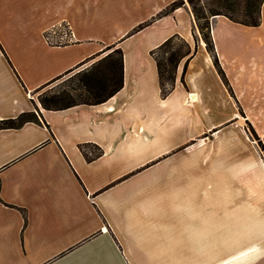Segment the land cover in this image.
I'll return each mask as SVG.
<instances>
[{"label": "crops", "instance_id": "obj_1", "mask_svg": "<svg viewBox=\"0 0 264 264\" xmlns=\"http://www.w3.org/2000/svg\"><path fill=\"white\" fill-rule=\"evenodd\" d=\"M174 1L0 0V121H40L0 130V264H264V203H232L245 126L264 142V3L257 27L211 19L225 81L188 5L131 34ZM61 23L73 42L50 45ZM174 35L193 56L162 97L151 51ZM109 47L123 52V86L108 100L35 101Z\"/></svg>", "mask_w": 264, "mask_h": 264}, {"label": "trees", "instance_id": "obj_2", "mask_svg": "<svg viewBox=\"0 0 264 264\" xmlns=\"http://www.w3.org/2000/svg\"><path fill=\"white\" fill-rule=\"evenodd\" d=\"M264 0H177L159 12L152 19L139 25L131 34H134L141 29L151 25L156 20L171 14L174 10L189 6L195 18V22L203 41L206 43V49L211 55L214 64L221 75L227 81L224 71L222 70L215 51V45L211 35V19L215 16H224L229 20L249 27H257L261 25V10ZM49 32L45 33L48 38ZM180 40L182 45L177 48L173 47V43ZM56 46H64L69 43L54 44ZM112 48V47H111ZM117 55V57H115ZM152 57L155 59L158 67L159 84L162 97H167L175 87V78L179 63L193 56L190 45L179 35H174L167 39L158 48L151 51ZM91 58L90 60L94 59ZM89 60V61H90ZM88 62V61H86ZM85 62V63H86ZM83 63V64H85ZM78 68V67H77ZM186 68V65L184 69ZM75 69L69 70L66 73L51 80L42 88L57 82ZM123 52L121 49H115L107 56L92 65L91 68L73 75L72 78H79V87L81 93L76 96L71 90L51 91V96H44L40 99L41 105L49 110H62L77 105H97L105 102L114 94H116L123 86ZM26 122L40 123L38 117L33 113H22L16 119H7L0 121L1 129L18 128ZM251 133L257 140L260 141L257 133L249 124ZM85 145L80 146L81 151L87 160L99 158L102 155V150L96 147V152L93 156L85 150Z\"/></svg>", "mask_w": 264, "mask_h": 264}, {"label": "rangeland", "instance_id": "obj_3", "mask_svg": "<svg viewBox=\"0 0 264 264\" xmlns=\"http://www.w3.org/2000/svg\"><path fill=\"white\" fill-rule=\"evenodd\" d=\"M71 43L69 42V44ZM180 45H182V42L180 40H176L173 43L174 48H177ZM53 46H56V45H53ZM115 49L116 48H113V47L112 48L109 47L105 49L104 53L98 58H95V60L85 63L83 65H80L72 73L68 74L67 76L58 80L57 82L50 84L44 88H40L35 93H33V97L35 101L41 105L40 99L44 96H51V91L57 92V91H63V90H66V91L71 90L74 96H76L78 93H81V90L79 89L77 91L74 90L75 88L79 87L80 77L75 76L74 78H72L73 75L84 71L86 68L90 67L94 62H96L97 59H100L106 56V54H108L109 52H112ZM115 57H117V55ZM249 124L250 123H248V125L245 126L247 133L250 139L252 140L251 142L249 141L248 147L246 148V154H247V157H249V160H247L244 165L242 163L243 165L242 166V173H243L242 174V192L241 191L240 193L233 192L232 203L233 205H237V206L240 203H243L244 205H247V207H253L256 201H262L264 203V142L261 139H260L261 142H259V140H257L256 137L252 135L251 130L249 128ZM208 136L209 135H206V137ZM188 146L189 145H185L181 147L179 151L186 149ZM255 149L258 151L263 161H260L259 159H257V157H255L256 156ZM235 165L236 164L233 163V167H232L233 173H235V169H236ZM233 177H232V185L235 186L233 182Z\"/></svg>", "mask_w": 264, "mask_h": 264}, {"label": "built area", "instance_id": "obj_4", "mask_svg": "<svg viewBox=\"0 0 264 264\" xmlns=\"http://www.w3.org/2000/svg\"><path fill=\"white\" fill-rule=\"evenodd\" d=\"M48 32L49 34L46 40L49 44L52 42L54 44L62 45L64 43H71L73 41V32L70 25L67 23L55 25L51 27Z\"/></svg>", "mask_w": 264, "mask_h": 264}]
</instances>
